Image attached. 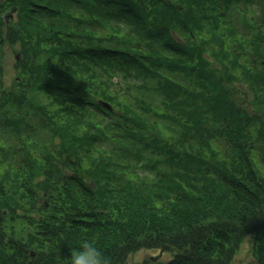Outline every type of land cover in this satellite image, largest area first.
Segmentation results:
<instances>
[{"label":"trees","instance_id":"obj_1","mask_svg":"<svg viewBox=\"0 0 264 264\" xmlns=\"http://www.w3.org/2000/svg\"><path fill=\"white\" fill-rule=\"evenodd\" d=\"M84 240L264 264V0H0V264Z\"/></svg>","mask_w":264,"mask_h":264},{"label":"rangeland","instance_id":"obj_2","mask_svg":"<svg viewBox=\"0 0 264 264\" xmlns=\"http://www.w3.org/2000/svg\"><path fill=\"white\" fill-rule=\"evenodd\" d=\"M14 61H15V55L11 53L7 64V67L11 72V75L14 74V68H13ZM160 252H161L160 249H141L135 253L130 254L127 258V262L129 264H134L135 262H137L138 264H144L146 263V259H150L152 257L157 259ZM237 259L244 263L254 261V257L251 251V243L249 241H246L242 245V248L237 255Z\"/></svg>","mask_w":264,"mask_h":264},{"label":"clouds","instance_id":"obj_3","mask_svg":"<svg viewBox=\"0 0 264 264\" xmlns=\"http://www.w3.org/2000/svg\"><path fill=\"white\" fill-rule=\"evenodd\" d=\"M71 264H106V261L92 242L84 240L72 250Z\"/></svg>","mask_w":264,"mask_h":264}]
</instances>
